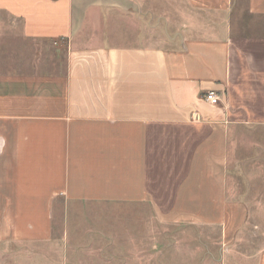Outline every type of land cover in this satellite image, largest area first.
Listing matches in <instances>:
<instances>
[{
    "label": "crops",
    "instance_id": "1",
    "mask_svg": "<svg viewBox=\"0 0 264 264\" xmlns=\"http://www.w3.org/2000/svg\"><path fill=\"white\" fill-rule=\"evenodd\" d=\"M6 20L44 59L0 64V244L114 264L157 222L264 264L230 182L264 162V0H0Z\"/></svg>",
    "mask_w": 264,
    "mask_h": 264
},
{
    "label": "rangeland",
    "instance_id": "2",
    "mask_svg": "<svg viewBox=\"0 0 264 264\" xmlns=\"http://www.w3.org/2000/svg\"><path fill=\"white\" fill-rule=\"evenodd\" d=\"M6 30L0 38V64H13L31 57V60L43 61V54L39 56L40 46L22 40L15 30L9 31V22L6 20ZM164 35V32H163ZM164 40V39H163ZM2 44V45H1ZM47 58V56H46ZM62 59H60V69ZM218 103H221V97ZM217 103V104H218ZM230 182L236 185L237 193L249 207L252 213V223L258 226L257 240L264 244V162H239L230 171ZM142 234V235H141ZM133 248H120L123 251L121 261L114 264H227L225 254L220 246L219 234L216 228H197L191 226H173L150 222L146 230L136 236ZM257 236V235H256ZM45 248L26 244H0V264H46L36 263L42 258L40 255L28 257L26 252H40ZM119 248H117L118 250ZM58 253H56V252ZM49 252V250H48ZM47 255L53 264H59L62 255L59 248L52 249ZM39 257V258H37ZM61 264V263H60ZM111 264V263H110ZM113 264V263H112Z\"/></svg>",
    "mask_w": 264,
    "mask_h": 264
},
{
    "label": "built area",
    "instance_id": "3",
    "mask_svg": "<svg viewBox=\"0 0 264 264\" xmlns=\"http://www.w3.org/2000/svg\"><path fill=\"white\" fill-rule=\"evenodd\" d=\"M203 99L213 105L217 104L220 101L219 96L213 90L206 91L203 95Z\"/></svg>",
    "mask_w": 264,
    "mask_h": 264
}]
</instances>
